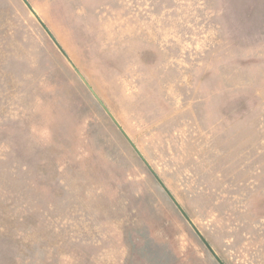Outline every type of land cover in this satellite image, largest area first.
I'll return each mask as SVG.
<instances>
[{"label": "rangeland", "instance_id": "1", "mask_svg": "<svg viewBox=\"0 0 264 264\" xmlns=\"http://www.w3.org/2000/svg\"><path fill=\"white\" fill-rule=\"evenodd\" d=\"M27 1L142 156L0 0V264H264V0Z\"/></svg>", "mask_w": 264, "mask_h": 264}, {"label": "water", "instance_id": "2", "mask_svg": "<svg viewBox=\"0 0 264 264\" xmlns=\"http://www.w3.org/2000/svg\"><path fill=\"white\" fill-rule=\"evenodd\" d=\"M24 2L26 3V5L29 7V9L31 10V12L33 13V15L36 17V19L39 21V23L44 27V29L46 30V32L48 33V35L51 37V39L53 40V42L55 43V45L58 47V49L61 51V53L65 56V58L67 59V61L70 63V65L73 67V69L77 72V74L79 75V77L82 79V81L85 83V85L88 87V89L92 92V94L95 96V98L99 101V103L101 104V106L104 108V110L107 112V114L111 117V119L114 121V123L116 124V126L118 127V129L123 133V135L126 137V139L130 142V144L134 147V149L139 153L140 156L141 153L138 151L137 147L134 145V143L132 142V140L130 139V137L128 136V134L125 132V130L123 129V127L120 125V123L116 120V118L113 116V114L110 112V110L108 109V107L105 105V103L102 101V99L99 97V95L96 93V91L94 90V88L91 86V84L88 82V80L85 78V76L82 74V72L78 69V67L76 66V64L74 63V61L70 58V56L67 54V52L64 50V48L61 46V44L58 42V40L54 37V35L51 33V31L48 29V27L45 25L44 21L40 18V16L38 15V13L36 12V10L30 5V3L27 0H24ZM145 163L148 165V167L150 168V170L152 171V173L155 174L154 170L150 167V165L148 164V162L146 160H144ZM157 179L159 180V182L161 183L162 187L165 189V191L169 194V196L171 197V199L174 201V203L177 205L178 209L180 210V212L184 215V217L187 219L188 223L191 225V227L195 230V232L199 235V237L202 239V241L209 246V243L207 242V240L204 238L203 234L200 232V230L198 229V227L195 225V223L193 222V220L189 217V215L186 213V211L184 210V208L179 204V202L176 200V198L172 195V193L167 189V187L164 185V183L162 182V180L157 176ZM210 247V246H209ZM215 254V253H214Z\"/></svg>", "mask_w": 264, "mask_h": 264}]
</instances>
